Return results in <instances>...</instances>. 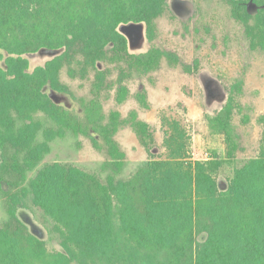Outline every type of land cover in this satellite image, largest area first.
<instances>
[{
    "label": "trees",
    "instance_id": "16d2710c",
    "mask_svg": "<svg viewBox=\"0 0 264 264\" xmlns=\"http://www.w3.org/2000/svg\"><path fill=\"white\" fill-rule=\"evenodd\" d=\"M233 15L264 41V0H230ZM166 0H0V151L2 171L25 181L48 152V139L64 128L99 135L113 165L124 153L113 135L118 114L106 117L98 100L82 101L80 113L55 103L43 91H58L64 60L80 52L81 72L102 60L106 48L116 56L127 52L119 26L151 25ZM257 12L250 17V8ZM252 20V19H251ZM262 41V43H263ZM264 44V43H263ZM42 49H64L45 66L29 72L25 55ZM156 51V50H155ZM154 50L134 56L155 65ZM170 58V57H169ZM105 71L97 70V79ZM86 74V73H85ZM95 86V84H94ZM96 87L101 86L96 84ZM229 102L209 119L234 148ZM45 112L60 127L46 128L47 140L37 142L42 127L35 114ZM142 133L147 123L138 124ZM97 138L93 141L98 143ZM11 154V158L9 157ZM23 157L20 160V157ZM168 167L147 163L129 180L102 182L84 170L60 163L46 164L29 180V190L9 195L10 219L0 225V264H264V149L238 169L229 187L220 190L212 175L213 161H166ZM7 169V170H8ZM4 177L0 174V192ZM56 222L63 251L49 252L45 241L32 234L18 216L23 198Z\"/></svg>",
    "mask_w": 264,
    "mask_h": 264
},
{
    "label": "rangeland",
    "instance_id": "374dc122",
    "mask_svg": "<svg viewBox=\"0 0 264 264\" xmlns=\"http://www.w3.org/2000/svg\"><path fill=\"white\" fill-rule=\"evenodd\" d=\"M231 2L166 0L150 26H119L127 39V52L116 56L111 51L113 45L106 48L102 60L96 62V69L106 72L103 78L97 79V70L90 65L85 67L86 74L81 72L84 57L80 52H74V60H64L59 81L67 90L58 91L47 84L43 91L55 103L77 113L82 101L90 99L98 100L106 117L117 113L113 139L124 160L120 167L114 166L95 133L64 128L61 135L47 140L44 130L60 125L45 112L36 113L35 120L42 124L36 141L47 140L49 149L36 168L27 172L25 181L8 168L2 171L0 151V174L5 180L0 192V225L10 219L9 195L29 190V180L52 163L78 167L107 182L110 178L129 180L147 163L164 169L166 161H181L185 167L188 162L213 161L212 175L218 188L227 189L236 171L260 157L264 149V41L257 37L258 29H250L255 24L253 18L245 23L233 15ZM257 9L250 8V17ZM151 50L159 55L155 65L134 59ZM63 51L42 49L25 55L28 71L45 66ZM0 65L5 66L4 60ZM229 100L234 148L225 133L216 131L209 121ZM141 122L147 123L145 133L138 127ZM93 137L99 139V145ZM18 216L32 234L45 241L49 252L63 251V237L56 228L59 223L33 202L32 195L23 198Z\"/></svg>",
    "mask_w": 264,
    "mask_h": 264
}]
</instances>
